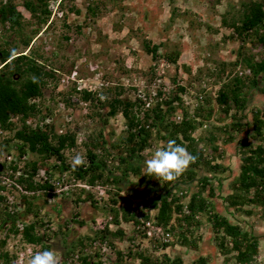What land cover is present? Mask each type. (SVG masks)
<instances>
[{
  "label": "rangeland",
  "instance_id": "rangeland-1",
  "mask_svg": "<svg viewBox=\"0 0 264 264\" xmlns=\"http://www.w3.org/2000/svg\"><path fill=\"white\" fill-rule=\"evenodd\" d=\"M5 1L0 0V7ZM25 1L13 0L23 14V27L20 30L13 28L10 23L3 24L0 21V49L12 48L17 44V54H38V59L46 69L55 71V77L49 78L47 85L43 87V96L36 100L37 114L29 120L32 126L42 123L44 128L53 126L58 133L68 131L76 134L77 147L65 151L69 164L76 153H80L88 164V150L91 147L86 142L95 140L100 133L104 136L106 148L114 154L117 150L115 145L125 142L127 129L122 111L106 117L110 103L118 96L124 101L134 102L138 100L140 90L144 89L149 94L155 88L165 87L167 89L163 100H167L166 97H173L179 92L178 87L183 86L186 91L179 92V96L188 115H196L200 106L206 112L208 109L214 110V114L204 120L207 115L203 112L200 117L203 122L194 133V138H198L197 148L206 146L208 152L214 146L221 148L213 162L221 164L225 170L214 172L201 167L198 176L210 178V188L214 193L210 194L209 190L202 189L201 192L211 201L212 210L201 212L190 220L175 214L174 240L161 249L142 236L134 238L132 222L123 220L120 224L113 223V231L119 228L125 230V236L115 239V248L123 252L130 249L134 253L144 251L146 255L164 263L168 259L176 260L180 257L183 264H195L197 261L204 264H244L237 258L231 239L227 237L225 241L223 232L214 229L212 214L218 213L257 240L253 264H264V204L250 202L254 190L246 192L239 182L242 164L240 148L247 151L250 147H243L244 140L251 138L254 146L261 141L255 139L253 129L238 133L233 141L226 140L228 133L233 131L225 128L235 122L233 115L236 110L233 109L231 115L223 119L225 115L219 102L220 89L235 74L242 76L241 73L247 67L246 57L260 60L263 56V49L256 37H240L232 27L233 24L242 23L244 10L250 0H66L64 11L59 8L62 0H45L52 14L42 24L25 8ZM30 1L41 3L40 0ZM94 5L98 6L95 15L89 11V6ZM73 6L80 12L71 11L69 8ZM37 29L39 31L34 32ZM30 36H33L32 42L26 47L22 38ZM148 41L151 45L159 46L156 58L145 49ZM177 54L178 59L173 62L172 58ZM1 56L0 67L3 65ZM163 58L168 63L160 67ZM158 70H164L165 73L161 76L159 85L155 86L153 81ZM96 98H100L101 103ZM160 98L156 97L150 108ZM178 104L176 101L174 106ZM150 108L143 105L142 109L135 108L134 111L139 112L142 120L146 116L153 119L157 113L150 110L148 114L145 113ZM162 108L166 110V104ZM259 109H264V96L258 90H253L244 111L237 114V119H240L242 113L245 122H252L253 111ZM181 112L179 108L170 117L167 116L166 120L180 121L178 115L182 116ZM13 121L18 127L0 134V140L14 138L20 122L18 119ZM160 129L161 127H155L150 131L152 143L151 147L142 152L140 174L129 172L126 175L127 180L134 183L132 187L137 186L142 193L140 196L147 193L146 185L140 182L142 177L154 180V177L144 175L145 160L170 140L163 138L165 131ZM211 135L215 136L214 141L209 140ZM100 142L102 143L101 140ZM16 144L18 140L12 139L9 150L1 147L0 156L8 153L21 155ZM101 150H95L100 157L105 153ZM25 154V162L37 161L41 171L52 170L53 175L60 172L53 167L60 164L56 158L44 160L30 152ZM108 162L110 167L117 168L118 164L114 161ZM115 172L121 171L115 169ZM155 181L156 186H169L166 180ZM200 184L198 179L191 182V185L187 184L188 191L185 192L187 195L183 202L190 200L200 189ZM149 186L148 184L147 187ZM72 188L70 192L54 196H47L44 192L24 197L26 206L22 207V210L31 209L25 219L36 221V230L47 234L45 243L49 241L50 247L60 259L64 257V252L73 249L72 246L78 240H82L84 246L91 245V249L96 251L97 248L92 244L96 233V219L100 218L99 213L110 214L108 210H102L106 203L104 199L95 203L96 199L99 200L96 190L92 188L80 193L82 189L78 185ZM169 188L170 186L167 189ZM165 190L162 189V192ZM231 194L240 196L238 199L241 205L233 206L230 203L228 197ZM121 195L127 196V192L124 190ZM153 214H157L155 210ZM1 222L5 224L10 221L1 219ZM48 230L53 233L47 232ZM222 240L225 241L224 247L221 246ZM84 248L80 247L76 251L83 255L91 253ZM139 262V258L134 256L129 263L140 264Z\"/></svg>",
  "mask_w": 264,
  "mask_h": 264
},
{
  "label": "trees",
  "instance_id": "trees-1",
  "mask_svg": "<svg viewBox=\"0 0 264 264\" xmlns=\"http://www.w3.org/2000/svg\"><path fill=\"white\" fill-rule=\"evenodd\" d=\"M40 1V4H35L30 0H26L24 5L25 8L39 20V24H42L49 20L52 10L45 0ZM65 1L66 0H62L61 7H59L62 11L65 10ZM94 6H89V11L93 15L96 14L98 8L97 5ZM69 9L77 13L80 12L75 6ZM22 17L23 14L18 10L13 0L2 2L0 7L1 23H10L13 25V28L20 30V28L23 27L21 23ZM232 27L240 37H256L261 45L260 47L263 49V56L260 60L246 57L247 67L243 70L242 76L238 73L235 74L234 77L220 89L219 102L222 112L225 115L223 119L231 115L230 112L233 109L236 110L233 115V118H236L235 122H232L228 128H225V130L233 131L228 133V138L226 140L233 141L235 135L238 133L253 129L256 135H254L255 139L261 141V143L254 146L250 141L251 138L244 140L243 147H250L247 151L240 148L242 164L239 182L240 187L246 192L254 190V194L249 200L250 202L264 204V109L253 111L252 122H245V117L242 113L240 119H237V114H239L240 111H244L251 96V91L258 90L259 93L264 96V0H250L244 10L242 23L233 24ZM38 29L34 32L39 31ZM32 38L33 36L22 38L23 44L29 47ZM66 38L69 39L67 36ZM16 48L17 44L12 48L6 47L0 49L3 64L2 67H0V130L11 131L17 128L18 126H16V122L13 121L14 119H18L20 128L14 134V138L8 137L0 140V148L3 147L5 150H9V144L12 143V139H16L18 140V144H16L15 147L19 150L21 156L30 152L39 155L44 160L56 158L60 164H55L53 167L58 168L62 174L69 172L72 177L71 179H74L75 182L82 181L91 185L100 183L106 186L109 200L106 201L105 206L101 205L102 210H108V213L113 215L115 223L117 224H120L123 220L132 222V224L138 223L137 208H140L141 203L143 205L141 208L147 219L150 215V211L148 210H155L157 213L155 215L157 222L165 226L171 225L173 228V218L175 214L182 215L185 220H190L196 218V215H199L201 212L207 213L212 210L213 206L211 201L202 195V192L207 190H209L210 194L214 193V190L210 188V178L208 176L199 178L198 176L201 167L214 172H222L225 170L221 164L213 162L215 159L214 157L220 153L221 148L214 146L210 150L211 152H208L209 150H207L208 147L206 146L197 148L198 138H194V133L203 122L200 119L203 112L207 115L206 118H203L204 120L214 114L213 109H208L206 112V109L200 106L199 109L197 108L198 112H196V115H188L187 108L182 98L179 96V92H185L186 89L183 86H179V92L173 97L169 96L168 98L166 97L167 100L162 99L157 101L154 107L146 110V114H148L149 110L150 112L157 113L153 119L146 116L144 120H142L139 116V112H135L134 110L135 108H139V110L140 108L142 109L144 101L139 98L134 102L129 100L124 101L118 96L110 103V110L106 117L114 116L120 110L122 111L126 119L127 129L125 142L115 145L117 150L115 151L116 154H114L106 148V142L103 141L104 136L100 133L95 140L86 142V145L91 147L88 150V164L84 162L82 165L73 169L66 161L65 151L77 147L76 134L68 131L66 133H58L54 130L53 126H49L50 128L48 129L47 127L44 128L41 123L35 124L34 126L28 124L29 119L37 114L38 103L36 100L43 96V87L47 85L49 78L55 77V71L46 69L44 63L40 62L38 59V54H24L23 52L17 54L15 52ZM145 49L149 54H152L153 57H157L158 45H151L148 41L146 42ZM178 56L179 54L172 58V61L176 62ZM237 64L236 62V65ZM163 94L165 93L161 92L160 96H164ZM93 96L92 94V97ZM96 101L101 103L100 98H96ZM176 101L179 102V104L174 106ZM163 104H166V110H163ZM179 108L182 110V119L180 121L166 120L167 116L170 117ZM97 115L100 114L98 113ZM107 118L105 122H107ZM155 127H161L160 130L164 129L165 134L163 138L175 140L177 143L182 144L192 154L194 160L180 176L171 181H165L166 184L169 183V189H167L169 187L168 185L156 186L154 184L156 183L155 180H157L155 177L153 178L154 180H150L145 178L146 176H143L140 182L142 185H146L145 188H147V193H145L144 196H140L142 193L136 188L137 186L132 187L134 183L132 184V182L127 180L126 175L129 172L140 174L143 162L142 152L146 148L148 149V147H151L150 143H152V139L150 140V131ZM211 137L212 138L209 140L214 141L215 136L211 135ZM97 148L105 152L102 157L96 154L95 150ZM109 160L118 164L116 166L117 168H115V166L110 167ZM38 165V162L35 160L27 161L25 167L29 176L26 178V173L24 176H20V183L29 190L38 191L52 188L48 183L37 184L33 181V177L39 170ZM14 169L17 168L14 167ZM115 169L120 170L122 173L115 172ZM47 172L51 173L49 170H47ZM197 179L198 183H201L200 189L191 196L188 202H183L187 195L185 192L188 191L187 184L191 185V182L197 181ZM148 184L150 185L149 187H147ZM81 189L82 191H80V193L89 191L86 188ZM162 189L166 190L162 192ZM124 190L127 192V196L121 195ZM46 194L47 196H54L53 193L46 192ZM90 194L93 196L91 192ZM138 197L141 201L136 200ZM239 197L238 194H231L228 200H230L233 206H238L241 205L238 199ZM99 202L101 201L96 199L95 203ZM111 203L112 205H109ZM30 210L29 208L28 211ZM12 216L13 215L0 208V218L3 219V221H5V218H12L14 222L16 217ZM212 219L214 229L222 231L225 235L224 240L226 241L227 237L231 239L233 249L237 251V258L239 261L244 264H253L254 254L257 253V240L249 236L247 232H244L239 225L231 223L221 214H212ZM36 228L37 224L35 222L27 226L23 234L31 243H42L46 233L40 235L39 230H36ZM10 230L18 233L16 224H13ZM122 236H125V230L123 228L113 231L108 225H105L103 228L96 230L93 238L94 240L92 241V244H94L98 250L93 254H82L77 261L82 262V264H97L94 258L100 257L101 260L99 264H102V253L104 257H107V264H127L134 256L139 258V261H141L139 262L140 264H183V259L180 257L176 258V260L168 259V262L164 263L159 262L158 259H153L151 255H146L144 251L134 253L132 249L127 252L117 250L114 245L115 239L122 238ZM224 240L221 241L222 247L225 245ZM80 247H85L82 240H78L77 244L72 246L73 249L70 250V252H64L66 261L70 255L72 256L73 254L75 256L78 253L76 250ZM98 247H101V249ZM102 250L104 252H101ZM12 258L11 252L6 249V241L4 240L0 244V263L10 264ZM75 262L76 258L71 264H75ZM195 264H204V262L200 263L197 261Z\"/></svg>",
  "mask_w": 264,
  "mask_h": 264
},
{
  "label": "built area",
  "instance_id": "built-area-1",
  "mask_svg": "<svg viewBox=\"0 0 264 264\" xmlns=\"http://www.w3.org/2000/svg\"><path fill=\"white\" fill-rule=\"evenodd\" d=\"M168 61L163 58L160 63V67H164ZM163 69V68H160ZM165 73L164 70L160 72L158 70L157 75H155V81H153V84L159 85V80L161 79V76H163ZM243 74V72L241 73ZM167 88H155L151 93H147L144 89L139 91V99H142L144 101L143 105L144 107H151L152 101L156 99V97L160 98V93H165V90ZM165 95V94H163ZM202 98V96H200ZM163 96L159 100H162ZM179 119H182L181 115H178ZM28 123L31 124V121L29 120ZM42 124V123H41ZM43 125V124H42ZM5 133V131L0 130V134ZM25 159H27V155H13V153H8L4 155L3 157L0 156V164L2 165V169L0 170V208L8 212L9 214L15 216L18 218V222L16 223V228L19 229V232L23 231L26 224L28 223L27 219L21 218V214L25 211L22 210V207L26 206V198L30 195H35L39 193H63V192H70L73 190V186L78 185L80 188H86V189H94L99 194L98 199L102 201H108V193H107V187L104 185H101L100 183H97L95 185H91L87 182L79 181L77 184L75 183L74 179H71L69 172H65L62 174L61 172H58V174L53 175V171L51 170V173H48L46 171H41V169L38 170L36 175L33 177V181L37 184H47L50 185L52 188L49 189H43V190H29L25 188L19 181L20 176H24L26 173V178L29 176L26 172L25 167ZM16 167L17 169H14ZM102 198V199H101ZM137 201H141L139 198L136 199ZM142 203L140 208H137V215H138V223L133 224V232L135 238H140L141 236L145 239L149 240L154 246L157 248H162L163 246H169L171 242L174 240L175 235V229L171 227V225H163L162 223H158L155 219V216L153 214L154 210H148L150 211V215L148 216V219L145 217V213H143L142 210ZM187 207V205H186ZM146 212V211H145ZM197 217V215H196ZM114 219L113 215L109 214L104 216V213L100 214V218L96 219V226L95 229H101L105 225H108L109 227H112V220ZM5 220H9L8 218H5ZM2 222L0 221V244L5 240L6 241V249L8 251H13L14 249H17V242L19 241L18 238H21L22 234H15L10 230L11 227V221L4 224L3 227ZM96 245V243H95ZM91 245L87 246L85 248L86 251L94 253L95 251L91 249ZM94 248H97L94 246ZM101 249V247H100ZM32 248H30L27 252L23 251H15L14 257L11 260V264H27L26 258L28 256H31ZM101 252H104L103 250ZM14 253V252H11ZM104 256V255H103ZM80 257L79 254H76L75 256L72 255L68 258L67 262L65 264H71L74 259L76 258L75 264H81L80 261H77ZM104 264H107V257H103ZM1 264V263H0ZM59 264H63L59 261Z\"/></svg>",
  "mask_w": 264,
  "mask_h": 264
},
{
  "label": "clouds",
  "instance_id": "clouds-1",
  "mask_svg": "<svg viewBox=\"0 0 264 264\" xmlns=\"http://www.w3.org/2000/svg\"><path fill=\"white\" fill-rule=\"evenodd\" d=\"M75 81L78 82L77 79H75ZM193 160H194V157L192 156V154L182 144L177 143L175 140H169L165 146H161L157 148L152 153L151 157L145 160L144 175L155 177L158 180L171 181L174 178L180 176L190 166ZM83 163H84V157L80 153H76L74 156H72L70 160V166L73 169L82 165ZM27 212L28 210H25L21 214V218L25 219L26 216L28 215ZM104 215H109V214H104ZM8 219L9 221H11V227L13 226V224H16L18 222L17 217L14 222L12 218H8ZM0 221H1V218H0ZM27 221L28 223L26 224L25 228L36 222V221H31L29 219H27ZM113 223H115L114 219L112 220L111 224ZM3 226L4 224H2L1 227ZM25 228L23 229L22 232L21 231L19 232V229L16 228L18 230V233H15L13 232V230H11L15 234H20V233L22 234L21 238H18L19 241L17 242V249H14L13 251H11V252H14V253H11V256L14 257L15 251L17 250L27 252L30 248H32L33 253L31 254V256H28L26 258L27 264H59V261L65 264V262H67L65 257L60 259V256L54 250H52V248L50 247V244L48 243L49 241L45 243V239H44L42 243H37V244L29 242L23 234V232L25 231ZM47 232L53 233L52 231L50 232L49 230ZM40 235L42 234L40 233ZM86 247L87 246H85V248ZM77 254H79L80 256L82 255L80 251H78ZM90 254H93V253H90ZM101 256L104 257L102 253H101ZM94 260L97 262V264H99L101 259L100 257H95ZM91 264H96V263H91ZM102 264H104V259L102 260Z\"/></svg>",
  "mask_w": 264,
  "mask_h": 264
},
{
  "label": "water",
  "instance_id": "water-1",
  "mask_svg": "<svg viewBox=\"0 0 264 264\" xmlns=\"http://www.w3.org/2000/svg\"><path fill=\"white\" fill-rule=\"evenodd\" d=\"M2 169V165L0 164V170Z\"/></svg>",
  "mask_w": 264,
  "mask_h": 264
},
{
  "label": "crops",
  "instance_id": "crops-1",
  "mask_svg": "<svg viewBox=\"0 0 264 264\" xmlns=\"http://www.w3.org/2000/svg\"><path fill=\"white\" fill-rule=\"evenodd\" d=\"M97 215H98V214H97ZM97 215H96V216H97ZM99 215H100V213H99ZM96 216H95V218H96ZM160 249H161V248H160Z\"/></svg>",
  "mask_w": 264,
  "mask_h": 264
},
{
  "label": "flooded vegetation",
  "instance_id": "flooded-vegetation-1",
  "mask_svg": "<svg viewBox=\"0 0 264 264\" xmlns=\"http://www.w3.org/2000/svg\"><path fill=\"white\" fill-rule=\"evenodd\" d=\"M0 55H1V53H0ZM2 57V56H1Z\"/></svg>",
  "mask_w": 264,
  "mask_h": 264
}]
</instances>
